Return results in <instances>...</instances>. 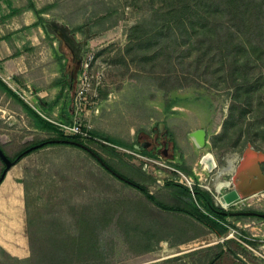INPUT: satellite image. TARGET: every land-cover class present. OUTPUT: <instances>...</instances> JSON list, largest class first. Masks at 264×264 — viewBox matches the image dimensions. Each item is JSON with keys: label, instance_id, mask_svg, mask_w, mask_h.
Returning a JSON list of instances; mask_svg holds the SVG:
<instances>
[{"label": "rangeland", "instance_id": "obj_1", "mask_svg": "<svg viewBox=\"0 0 264 264\" xmlns=\"http://www.w3.org/2000/svg\"><path fill=\"white\" fill-rule=\"evenodd\" d=\"M176 1L177 6L184 4L181 0H25L14 4L27 8L33 2L42 13L32 12L45 15L47 29L60 35L63 52L68 56L73 52V108L79 76L89 56H94L92 73L102 72L104 79L94 100L97 104L88 106L89 117L87 112L83 116L92 138L69 137L88 149L41 147L11 169L19 171L23 180L26 224L12 226L0 218V264H243L230 250L249 264H264L263 218L228 217V232L220 238L185 215L162 211L93 155L146 187L165 205L188 208L196 203L194 194L184 193L186 185L174 170L194 178L193 169H179L177 162L165 159L163 151L165 147L171 152L179 149L174 140L179 128L170 118L179 122L191 116L195 126L210 129L207 147L197 158L211 152L218 165L211 174L204 173L202 166L197 168L205 187L197 177L193 191H207L223 210L217 198L232 186L218 195L216 182H232L249 144L264 152V12L258 21L255 17L249 23L261 59L237 62L234 45H229L233 55L221 60L219 50L225 48L215 44L209 60L197 61L203 51L182 44L177 27L171 33L181 47L165 41L166 10ZM180 56L185 57L177 61ZM2 92L0 146L7 157L65 136L57 125V132L35 130L18 101ZM176 97L180 108L170 110L168 118L165 106ZM165 119L169 131L161 130ZM152 140L146 154L137 152ZM4 169L0 159V178ZM244 209L264 214V193L226 210Z\"/></svg>", "mask_w": 264, "mask_h": 264}, {"label": "crops", "instance_id": "obj_2", "mask_svg": "<svg viewBox=\"0 0 264 264\" xmlns=\"http://www.w3.org/2000/svg\"><path fill=\"white\" fill-rule=\"evenodd\" d=\"M44 17L32 11L11 15L10 5L0 0V78L18 95L19 101L2 93L18 101L23 108V116L31 121L30 124L37 131H40L36 129L39 122L30 117L24 104L48 122L71 124L74 114L72 85L75 58L73 52L70 51L72 56L63 52L60 35L47 29ZM22 95L29 99V105L22 100ZM174 100L165 106L168 118L170 110L180 108L179 99L176 97ZM89 114L87 112L86 117ZM189 117L179 122L170 118V121L174 127L179 128L178 136L174 138L180 153L178 164L193 169L190 172L197 178L200 150L195 147L189 135L204 129L209 137L210 129L207 126H195L194 118ZM163 124L169 131V120L165 119ZM146 148L137 152L144 155L147 153ZM12 171L7 173L0 185V218L12 226L18 224L22 227L26 224L25 189L19 172L16 178L9 177Z\"/></svg>", "mask_w": 264, "mask_h": 264}, {"label": "trees", "instance_id": "obj_3", "mask_svg": "<svg viewBox=\"0 0 264 264\" xmlns=\"http://www.w3.org/2000/svg\"><path fill=\"white\" fill-rule=\"evenodd\" d=\"M5 1L10 5L11 10H13L11 15L17 13L20 14L29 10L34 11L37 14L42 13V11L36 9L33 2L29 3L26 8L22 5H14L15 3L20 2L24 4L25 0ZM179 3L184 4L177 6L178 2H174L170 6V9L166 10L165 14V34L167 36V40L165 41L167 43H174V48H176L179 40L173 33H171V29L177 27V29L181 31V36H183L182 44L203 51V53L201 52L200 55L196 57L197 61L209 60L207 58H209L212 49L214 50L213 46H215V44H220L222 45V48H225L219 50L220 54H222L220 56L221 60H227L233 55L228 49L229 45H234V58L237 62L241 59L251 60L253 57L261 59L260 53L256 51L254 46V36L251 35L250 30H252V24L249 25V23L255 17L258 21V15L260 16L264 12V0H181ZM180 47L181 45L177 46L176 49ZM184 57L185 56L178 57L177 61H182ZM0 91H3L6 95L19 101L18 95L5 82H3L1 78ZM24 106L30 117L39 122V126L37 125L36 129L45 133L58 131L56 125L44 120L37 112L26 104H24ZM40 144H43V148L56 145L78 147L81 145V142L77 138L60 136L59 138H52L41 142ZM0 148L3 151L1 146ZM30 148L21 151L13 158H8L17 165L24 157L36 151L34 150L27 153V150ZM93 155H95L98 162L106 170L114 174L127 185L139 190L148 201L162 211L185 215L220 238L228 232L226 223L229 216H223L219 213L223 210L215 206L213 197L207 191L196 188L193 192L196 203L189 205L188 208L168 206L160 202L155 196L151 195L146 187L135 184L133 181L120 175L95 152ZM177 167L183 169L180 165H177ZM1 183L2 182H0V185ZM182 189L186 195H191L188 188L182 187Z\"/></svg>", "mask_w": 264, "mask_h": 264}, {"label": "water", "instance_id": "obj_4", "mask_svg": "<svg viewBox=\"0 0 264 264\" xmlns=\"http://www.w3.org/2000/svg\"><path fill=\"white\" fill-rule=\"evenodd\" d=\"M164 126L161 127V130ZM195 147L199 150H204L207 147V132L204 129L196 130L189 135ZM79 145V144H78ZM82 148L88 149L83 145H79ZM43 147V144L36 145L27 153ZM0 159L5 165V169L1 175L0 182H3L7 173L16 165L12 162L0 148ZM264 164V152L257 151L249 144L245 150L236 170L232 177V189L227 192L222 198L221 202L226 205H234L237 202H243L247 199L264 193V171L262 165ZM200 166L204 168V173L211 174L217 168L215 157L211 152H207L200 161ZM223 211L219 213L223 216L229 217H259L264 219V214L256 212H228L224 207ZM231 254L241 261L243 264H249L241 256L230 250ZM213 264V263H212Z\"/></svg>", "mask_w": 264, "mask_h": 264}, {"label": "built area", "instance_id": "obj_5", "mask_svg": "<svg viewBox=\"0 0 264 264\" xmlns=\"http://www.w3.org/2000/svg\"><path fill=\"white\" fill-rule=\"evenodd\" d=\"M94 61V56L91 55L88 57V59L84 63L83 71L81 72L79 76V88L75 97L74 101V116H73V123L71 124H60L51 122L54 125H57L63 134L67 137H82V138H92V130L91 126H88L85 122L83 116L84 113L87 112L89 105H95L97 102H94V100L98 99V90L102 87L104 74L102 72L97 73L94 75L92 73V64ZM22 98L24 101L29 103L28 98L24 95H22ZM92 100V103H91ZM167 167V166H166ZM168 168V167H167ZM175 172H177L181 177V183L186 185L188 189L193 193V187H195L196 181L192 177H187L185 174H183L180 170L175 169ZM196 177L199 178V182L201 183L200 186L205 187L203 184L202 175L199 173ZM206 181V180H205ZM197 187V186H196ZM208 191H210L209 187H206ZM227 190V189H224ZM222 191V190H221ZM217 191L218 195L221 193ZM211 192V191H210ZM225 195V194H224ZM222 194L221 197L217 198L219 203L222 206L221 198L224 196ZM242 202H237L234 205H227L230 207H237ZM227 207L225 209H227Z\"/></svg>", "mask_w": 264, "mask_h": 264}, {"label": "flooded vegetation", "instance_id": "obj_6", "mask_svg": "<svg viewBox=\"0 0 264 264\" xmlns=\"http://www.w3.org/2000/svg\"><path fill=\"white\" fill-rule=\"evenodd\" d=\"M207 140H208V136H207ZM167 141H170V139L167 138ZM167 141L165 142V146L167 144ZM151 145H153V140L151 142H147V143L143 144V148L149 147ZM155 147L158 148L157 146H155ZM163 154H165V159H167L169 162H177V163H179L178 156H179L180 153H179V149H177L176 147L172 149V152L170 151V148H166L165 147V150L163 151ZM262 169L264 171L263 165H262ZM232 209H234V208H232ZM228 212H232V211H228ZM238 212H256V211L244 209V210H241V211H238ZM257 213H261V212H257ZM261 214H263V213H261Z\"/></svg>", "mask_w": 264, "mask_h": 264}, {"label": "bare ground", "instance_id": "obj_7", "mask_svg": "<svg viewBox=\"0 0 264 264\" xmlns=\"http://www.w3.org/2000/svg\"><path fill=\"white\" fill-rule=\"evenodd\" d=\"M230 169H233V167H231ZM18 172H19V171H16V170L10 172V173H9V177L14 176V178H16V173H18ZM231 186H232V183L227 182V181H217V182H216V188H217V191H218V192H220L221 190H223V189H225V188H230ZM222 206H223L224 208L227 207V205L224 204V203H222Z\"/></svg>", "mask_w": 264, "mask_h": 264}]
</instances>
